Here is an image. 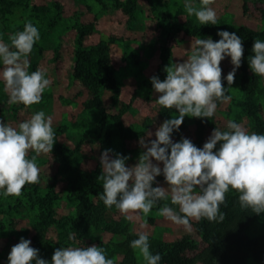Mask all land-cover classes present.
<instances>
[{
	"label": "rangeland",
	"instance_id": "rangeland-1",
	"mask_svg": "<svg viewBox=\"0 0 264 264\" xmlns=\"http://www.w3.org/2000/svg\"><path fill=\"white\" fill-rule=\"evenodd\" d=\"M10 1L18 4L10 7L11 12L0 15V39L4 42H9L11 33L23 30L18 27L27 19L34 20L37 26L43 28L47 27L50 19L55 21L57 18V26L65 24L57 34H47L43 44L38 45L40 48L34 49L29 56V71L41 69L51 81L50 87L43 93L42 101L28 108L22 104H9V94L3 90V83L0 82V100L4 103V106L0 105V121L16 127L37 110H43L52 117L56 141L50 154L41 153L37 156L40 167L37 188L42 195L51 190L59 194L53 207L57 217H74L77 215L78 203L74 193L85 188V180H79L80 174L91 175L98 172L100 175V156L105 149L112 150L111 156L117 153L127 156L126 165L133 166L140 153L145 150L140 146L139 140L142 137L146 140L155 139L154 135L148 137L146 134L154 133L166 119L177 115L176 110L169 118L161 115V106L155 102L159 94L154 91L150 82V78L161 70L163 55L166 56L163 67L166 77L167 66L186 59L185 50L190 49L191 41L213 36L186 34V24L199 22L195 16L186 13L184 0H138L139 7L133 18L120 4L128 0H0V9H4V5ZM25 2L29 3L28 8H25ZM193 3L196 7L201 6V0H193ZM33 7L41 11L39 17ZM211 7L217 12V25H206L214 27L216 34L219 30L230 31L240 25L256 31L264 28V0H213ZM81 24H92L93 29L84 37L85 49H93L101 41L111 42L107 67L113 69L117 81L116 89L99 93L102 104L92 108L87 105L94 99V92L75 77L73 72V42L77 36V27ZM41 40L42 37L39 42ZM31 65H34L33 69ZM220 67L221 77L224 79L233 67L230 57L222 60ZM241 76L242 72L238 68L234 83H227L226 95L231 99L226 102L217 101L218 107L212 124L206 127L203 144L215 127L224 130L228 120H235L248 131L257 132L245 109ZM260 81L263 91L257 102L264 122V77H260ZM103 112L108 114L106 125L111 131L109 139L104 138L99 129ZM194 137V117L185 116L179 130L172 133L173 142L181 138H188L193 142ZM34 154L30 151L29 158ZM64 164L71 165L70 175L65 178L61 175ZM156 180L167 187L163 176H158ZM27 191L23 190L18 197L0 198V264H7L11 247L22 237L31 241V247H40V250L48 254L46 260L50 261L54 250L59 248L63 231H66L55 225H39L40 209L31 201ZM91 201L96 204L97 199L93 197ZM166 203L168 202L158 203L146 218L137 217L133 213L128 214L130 219L125 218L118 210L111 212L110 216L112 221L125 227L127 233H149L150 247L189 236L190 243L183 256L189 264H204L197 257L206 246L196 230L197 221L191 220V231H188L165 219L158 214V209ZM172 207L178 208L176 205ZM82 229L85 230L82 238H78L73 231L67 232L68 238L75 235L68 246L96 245L106 250L107 257L113 260V264H130L126 249L122 246L126 233L114 234L89 224H83ZM245 232L250 237L264 235V213L252 221ZM132 259L136 264H146L133 249ZM247 264L257 263L250 257Z\"/></svg>",
	"mask_w": 264,
	"mask_h": 264
},
{
	"label": "clouds",
	"instance_id": "clouds-1",
	"mask_svg": "<svg viewBox=\"0 0 264 264\" xmlns=\"http://www.w3.org/2000/svg\"><path fill=\"white\" fill-rule=\"evenodd\" d=\"M212 3L213 0H201V6L196 7L193 0H184V8L200 25H217ZM217 35L220 38L215 41L211 36L191 41L190 49L185 50L186 59L167 66L165 79L150 78L159 94L155 102L175 109L177 115L166 119L154 133L146 134L155 139L139 140L145 150L137 162L127 166V156H111V149L101 153L102 171L97 180L102 182L103 191L98 200L105 207H114L125 218L130 219L129 213L146 218L154 206L165 201L168 203L158 209V214L191 231L192 219L222 222L225 217L220 206L226 193L234 190L241 209L264 213V133L250 132L241 123L228 120L224 130L213 129L202 147L188 138L177 142L172 139L185 116L212 117L217 101L231 99L222 84L220 62L230 57L233 67L224 79L232 85L244 47L235 32L219 30ZM8 40L0 39V82L9 94L8 103L26 108L39 104L51 85L45 71H29V56L40 40L39 29L27 21L23 30L11 33ZM251 51L249 67L255 75L264 77V40L255 39ZM52 125V117L43 110L35 111L16 127L0 121V196L18 197L26 184L39 182L37 156L52 151L56 141ZM30 151L35 154L29 158ZM158 176H163L167 187L159 184ZM69 239L74 240L75 235ZM30 244L29 239L22 237L11 247L7 264H113L106 250L96 245L57 248L49 261L41 258L39 250ZM130 247L146 264H160L161 255L150 251L149 233H139Z\"/></svg>",
	"mask_w": 264,
	"mask_h": 264
},
{
	"label": "trees",
	"instance_id": "trees-1",
	"mask_svg": "<svg viewBox=\"0 0 264 264\" xmlns=\"http://www.w3.org/2000/svg\"><path fill=\"white\" fill-rule=\"evenodd\" d=\"M15 4L17 5L18 2L10 1L5 4L3 7L4 9H0V15H4L6 12H11L10 7ZM24 4L25 8L29 7L28 2H25ZM120 4L123 9L130 14L131 18H133L136 9L139 7L138 0H128L126 3ZM33 8L36 10V16L39 17L41 11H39L37 7ZM262 13L264 15V9L262 10ZM27 21H31L35 26L38 25L32 19H27L24 24ZM57 23L56 18L55 21L50 19L47 27L43 28L42 26H37L42 40L41 42H36L33 50L40 48L38 45L40 43L43 44L44 40H46L47 34H57L56 32L61 29V27L64 28V23H61L60 26H57ZM24 24L18 28L23 29ZM92 30V24L79 25L77 27V36L73 42L75 50L73 67L74 76L79 78L84 85L94 92L95 95L94 99H92L87 105L89 108L102 104L101 99L98 96L101 91L117 88L114 71L107 67L111 42L101 41L95 48L90 50L84 48V37L90 34ZM184 30L189 36L211 34L214 40H219V37L212 26L208 27L207 25H200V23L186 24ZM229 32H235L242 38L244 54L241 58V65L239 68L242 72L241 86L245 95L244 105L247 114L254 123L257 133H264V122L260 117V106L257 102L261 97L260 94L263 91V87L261 85L260 76L255 75L248 64V59L253 55L251 51L253 42L255 39L264 40V31H256L240 25L232 28ZM57 52L58 50H56V53ZM162 60L160 66L161 70L155 74L160 80L166 78L163 72L164 62L166 60L165 54L163 55ZM31 68L33 69L34 65H31ZM221 79L223 86L226 87L225 94H227V81L222 77ZM0 105L4 106V103H2L1 100ZM174 111L175 109H168L162 106L160 108V113L164 118H169ZM107 118L108 114L103 112L102 119L99 122V129L103 137L109 139L111 131L107 129ZM212 120L213 116L209 118L194 117L195 137L192 143L197 147L203 146L206 127L212 124ZM70 172L71 165L64 164V168L61 170L63 178L69 177ZM98 176V172H94L91 175L80 174L81 179L79 180H85V188L83 190L75 191L74 193L78 201L77 215L74 217L67 215L57 217L54 214L53 207L55 201L59 198V194L51 190L42 195L37 188L39 182L26 184L22 191L28 190L27 194L31 197V201L39 207V225L41 227L55 225L66 230L63 231L64 233L60 238L59 248L66 247L72 242L68 238L67 232L69 230L73 231L78 238H82L85 231L82 229V226L83 224H89L114 234L126 233V240L122 246L126 249L130 264H136L132 259L130 242L138 238V234L127 233L125 227H121L119 222L112 221L113 219L110 214L116 209L114 207L109 209L105 207L102 201L98 200V194L103 191L102 183L97 180ZM93 197L97 199L96 204L91 201ZM1 206L2 201L0 200V207ZM220 211L224 213L225 217L222 222H210L207 219H201L196 223V230L206 243L205 248L197 255L198 259L204 264H214L216 262H220V264H247L248 258L252 257L257 264H264V235L250 237L245 232L248 225L263 213L255 214L251 209H241L238 202V193L234 190H230L226 193L225 202L220 206ZM189 243V236H183L181 239L173 242L157 243L150 247V251L153 254L159 253L161 255L162 259L160 264H189L183 256V252L187 249ZM36 249L39 250L38 254L41 258H48V254L44 253L43 250H40V247Z\"/></svg>",
	"mask_w": 264,
	"mask_h": 264
}]
</instances>
